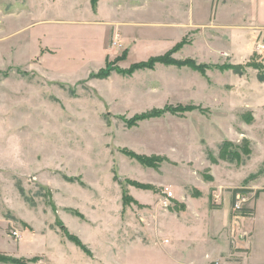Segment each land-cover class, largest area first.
Here are the masks:
<instances>
[{
  "label": "rangeland",
  "instance_id": "1",
  "mask_svg": "<svg viewBox=\"0 0 264 264\" xmlns=\"http://www.w3.org/2000/svg\"><path fill=\"white\" fill-rule=\"evenodd\" d=\"M139 1L124 0L127 7ZM220 1L210 0L223 18L233 0H224V7ZM92 7L91 0H0V264H176L170 250H185L191 241L199 255H218L225 239L212 235L217 241H211L208 223L200 221L222 216L224 197L231 217L248 215V209L232 212L233 190L254 193L251 202L264 192L263 180L255 191L247 189L264 166L238 184L249 166L216 168L215 181L209 169L223 162L238 167L251 155V112L226 113L218 101L227 93V73L264 83V51L257 49L264 31H219L211 22L156 55L165 42H122L116 29L93 23ZM173 9L145 15L167 18ZM102 10V18L111 19L112 9ZM239 12L235 18L248 24L247 8ZM144 30L128 33L140 39ZM201 41L209 51L195 55L203 51ZM245 41L254 46L246 62L219 52ZM180 43L170 57L192 60L202 70L161 63L131 69ZM189 106L194 109L182 110ZM138 157L156 163L148 166ZM229 181L234 185L222 188L216 201L213 188ZM195 185L206 191L203 196ZM165 189L174 195L167 208L158 204ZM142 193L147 200L140 203ZM259 225L249 240L253 262L264 264V223ZM21 235L30 256L14 250ZM230 241L224 259L242 262L249 247Z\"/></svg>",
  "mask_w": 264,
  "mask_h": 264
},
{
  "label": "crops",
  "instance_id": "2",
  "mask_svg": "<svg viewBox=\"0 0 264 264\" xmlns=\"http://www.w3.org/2000/svg\"><path fill=\"white\" fill-rule=\"evenodd\" d=\"M122 1V3H119L117 0H99L97 4V9L95 12H93V23H103L106 26H109L107 27L109 29H116L114 34L118 36L120 41L122 42H128L130 39L131 42H141V39L148 37L156 38L155 40L153 39V42H156V46H159L161 42H165L164 44H162L164 45L162 51L158 52L156 55H160L164 51H167L168 49L173 47L176 43L181 41L188 32H193L196 30L199 32L202 31L199 29H206L208 25H211V22L219 31H235L243 28H249L253 32V35L258 31H264V0H233V2L227 4L229 5V8L231 10L228 8V13L226 14V17L223 18L219 16L214 2L211 3L210 0H141L136 4H129V7L126 6L124 0ZM220 2L223 7L226 6V2L224 0ZM105 7H109L110 9H112L108 13L111 15V19L102 18V8ZM245 7L247 8L249 15L248 24H245V19L242 20L241 23L240 20H237V18H235V15L239 14V11ZM170 8L174 9L172 10L173 12L168 13L169 15L167 18L153 17L154 19H149L146 17L147 15H145L146 13L157 14L160 9L169 10ZM124 12L126 13V18H124V20L118 19L119 14H124ZM211 14L213 15V21L210 20ZM134 27L140 29V31L142 29H152L158 34L153 36H145L144 33L148 31L144 30V32H141V35H139L140 39H136V35H132L131 37V35L128 33V29H134ZM107 28L106 32H109L110 30ZM165 29L176 30L178 33L173 32V34L171 35L164 34L163 31ZM200 45L202 46L203 51H195V55H198L200 53H207V48L209 47V44L204 41H201ZM253 50V43L245 41L241 48L236 46L234 43L230 42L227 46L223 45L219 49V52L221 51L224 54V56L222 57H230L234 61H236L237 59L239 62H246L250 58V55L253 53ZM225 75L226 76H224V79L229 78L230 82L224 84V91L226 90L227 93L221 92L220 96L223 100L221 102V99L219 98L218 102H220V105H223V107L227 111L226 113H232L236 111L241 112L247 110L251 112L253 120L249 124L248 128L250 133L249 135H247L251 148V155L247 159V162L242 161L241 165L238 167L234 166V168H231L233 165H229L223 162L222 165H211L209 169L211 171L212 178L214 179L213 181H215L216 173L214 174L213 171L216 168H224L231 172L232 170H240L244 167L249 166L250 173L245 176L239 177L238 182L235 183L238 184L244 181L245 178L248 177V175L256 174L259 171V168L261 166H264V83L258 82L255 77H251L248 80L246 76H237L230 73H227ZM242 90L244 91L242 92ZM247 91L248 95H246ZM225 116L230 118L234 117L232 116V114H225ZM245 163L248 164L245 165ZM262 180L264 181V169L262 170L261 176L255 178V180L251 181L248 184L247 189L255 191V189L257 188V182H260ZM231 185L234 184L233 182L229 181L228 183H225L223 185L219 184L213 188V197L216 199V201L220 200L219 193L221 192L222 188ZM183 186L185 185H181L182 189H184ZM194 187L200 190L201 196H203L206 192L201 189L198 185H195ZM209 188L211 189V187L208 186L207 189L209 190ZM208 190L207 193L209 195L210 190ZM251 194L254 195V193ZM137 196L140 198V203L141 200H147L145 194L143 193L138 194ZM186 196H189V198L193 197L191 195ZM184 199L189 200L185 196ZM231 199L232 203L233 196ZM227 200L229 199H226L224 197V201L222 202L223 204L221 206V209L224 210V214L222 216L212 215L208 216L209 218H207L205 221H200L203 224L208 223L207 237L211 241H217L218 239H220V235H222L226 242V248L218 255H214L210 258L209 252H204L199 255L197 253V250H195L197 243L191 241L189 242V245L187 248H185V250L180 247L173 248L172 250H170L169 256H172L173 259L177 258L173 257L174 255L178 256L175 261L176 264H257V262H253L254 251L251 248L249 237H252L254 234H256V229H258V226H260L259 224L264 223V221H262L264 220V217L261 216L264 211V192L258 194L256 193L254 201L249 204V213H246L248 215L245 216L234 215L231 217L229 214V202ZM180 201H183V198ZM211 224H214L213 228L210 227ZM212 235H214L217 240L214 239L215 237H213ZM19 240L20 241L18 243H13L14 250L16 252H19L20 254H23L24 256H30L32 253H23L22 235L20 236ZM230 240H232V244L237 248L242 249L243 247H249L248 257L242 262L235 263L224 259L223 255L231 252ZM7 242L12 241L7 240ZM110 264L126 263L124 261L120 263L114 260Z\"/></svg>",
  "mask_w": 264,
  "mask_h": 264
},
{
  "label": "trees",
  "instance_id": "3",
  "mask_svg": "<svg viewBox=\"0 0 264 264\" xmlns=\"http://www.w3.org/2000/svg\"><path fill=\"white\" fill-rule=\"evenodd\" d=\"M96 3H97V0H91V4H92V8L93 10L95 11L96 10ZM181 45L180 44H177L170 52L166 53L165 55L163 56H159V57H156V58H151L148 63L146 64H138V65H135L133 66L131 69H138V68H141V67H148V68H151L155 63H161V64H164V65H176V66H183V65H186V66H190L194 69H198V70H202L204 66H197L192 60H184V61H177L175 59H172L170 57V55L173 53V51H175L179 46ZM194 107L192 106H189V107H185V108H182V110L184 111H190V110H193ZM166 111H174L173 108L171 107H167L165 108ZM179 110V109H177ZM159 113L155 114L154 116H158ZM147 117V116H146ZM138 117L130 120L131 123H134V120L137 119ZM138 160H140V162H143L145 164H147L148 166H153L156 162V158H150L149 160L147 159H144V158H139L138 157ZM238 192H243V193H247L246 190H243V189H238V190H233V195L238 193ZM67 234V233H66ZM68 238L70 241H72L73 243H75L76 245H78L80 248H82L83 246L80 244L79 240L77 238H75L73 235H70V234H67ZM10 259V258H9ZM34 260V259H33ZM0 261H4V259H2L0 257ZM17 263H21V261H18Z\"/></svg>",
  "mask_w": 264,
  "mask_h": 264
},
{
  "label": "built area",
  "instance_id": "4",
  "mask_svg": "<svg viewBox=\"0 0 264 264\" xmlns=\"http://www.w3.org/2000/svg\"><path fill=\"white\" fill-rule=\"evenodd\" d=\"M257 49L258 51H264V44H257ZM252 197L253 195L249 193L238 192L234 194L231 207L232 212L239 213L248 209ZM172 198V192L165 189L162 196H160L158 200V204L163 208H167L170 205Z\"/></svg>",
  "mask_w": 264,
  "mask_h": 264
}]
</instances>
